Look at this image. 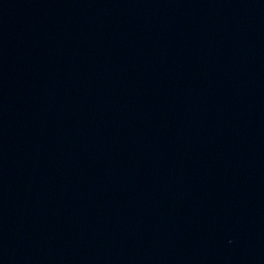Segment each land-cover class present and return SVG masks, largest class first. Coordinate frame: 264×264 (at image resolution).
<instances>
[{
  "label": "water",
  "instance_id": "1",
  "mask_svg": "<svg viewBox=\"0 0 264 264\" xmlns=\"http://www.w3.org/2000/svg\"><path fill=\"white\" fill-rule=\"evenodd\" d=\"M0 264H264V0H0Z\"/></svg>",
  "mask_w": 264,
  "mask_h": 264
}]
</instances>
